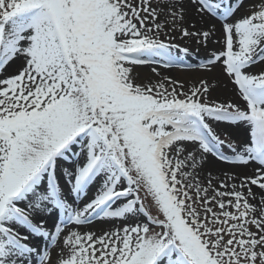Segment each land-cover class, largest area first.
<instances>
[{
    "label": "snow or ice",
    "instance_id": "snow-or-ice-1",
    "mask_svg": "<svg viewBox=\"0 0 264 264\" xmlns=\"http://www.w3.org/2000/svg\"><path fill=\"white\" fill-rule=\"evenodd\" d=\"M0 264H264V0H0Z\"/></svg>",
    "mask_w": 264,
    "mask_h": 264
},
{
    "label": "bare ground",
    "instance_id": "bare-ground-1",
    "mask_svg": "<svg viewBox=\"0 0 264 264\" xmlns=\"http://www.w3.org/2000/svg\"><path fill=\"white\" fill-rule=\"evenodd\" d=\"M188 19L190 20L191 23H196L197 19L196 17H194L192 14L189 15ZM198 27L200 26L199 24L197 25ZM219 27V25H218ZM221 39L219 32H217V34L213 37H210L207 45H203L200 46V50L201 52H205L208 50H215V48H217L219 46L218 43H216L217 40ZM182 46H185L184 43H181ZM187 47V46H186ZM210 51V52H211ZM198 52V51H197ZM209 52V51H208ZM152 67V65H149ZM145 66H136L135 71L137 73H139L141 78H149L150 77L154 80H160V77H163V74L165 73V71H171L173 69H176L178 72V76L177 79L181 80L182 82H190L193 81L195 82L196 80L200 79V78H205L208 79L210 81H212L214 84H216V87L214 88V90L212 91V94H214L215 96H217L218 98H222V99H226V98H234L233 97V85H231L230 83H228L227 79L225 76L221 75L220 69L218 67L212 69L211 71H206L204 72V69L201 68H184V67H171V68H165L162 65H159L157 67H159V69H162L163 71H161V73H158L157 76H153L150 72H147L146 70H144ZM15 70V65H13L12 68H10L8 71L9 72H13ZM150 76V77H148ZM200 76V78H199ZM210 160H214V158L210 157ZM253 165L249 164L247 167H232L229 164H226L224 162H216L214 165H209L206 167L205 172L210 171L212 173L213 176H220L222 172H229L230 174L233 173H243V172H247V173H251L252 169H253ZM260 190V189H259ZM103 220H96L93 222V224L90 225H86L83 226L80 230L81 231H87V230H91L93 229L95 226H99L103 223ZM46 243L45 241H41V243Z\"/></svg>",
    "mask_w": 264,
    "mask_h": 264
},
{
    "label": "rangeland",
    "instance_id": "rangeland-1",
    "mask_svg": "<svg viewBox=\"0 0 264 264\" xmlns=\"http://www.w3.org/2000/svg\"><path fill=\"white\" fill-rule=\"evenodd\" d=\"M175 43H178V44L184 43L185 46H187L189 48V53L187 55H184L182 53H177L178 55H181L182 58H184V59L187 60V64L198 65V64H200L202 62L203 59L208 58L209 54L214 51V50H212V51L211 50H208L209 52L208 51L201 52V50H200L199 47L202 46V44L196 43L195 39L181 40V39H179L178 34H177V39L175 40ZM219 48H220V45L217 48H215V50H218ZM199 57H200V60H199ZM143 66H145L144 67V70H146L147 72H150L153 76H157L156 73H152V71H151L152 67L151 66H149V65H143ZM156 68H157V73H161V71H163L162 69H159V67H156ZM184 68H187V67H184ZM192 68H197V67H191L189 69H192ZM206 71L207 70L204 69V72H206ZM177 76H178L177 70L176 69H173L171 71H165V73L163 74V77H160L161 79L160 80H157V81H162V80H164L165 77H171L173 79H177ZM148 77H150V76H148ZM199 78H200V76H199ZM226 79H227V77H226ZM150 80L153 83L157 82L156 80L152 81L153 79L151 77H150ZM195 82L190 81L189 83L187 82V84H188V86H191V84L192 83H195ZM211 97L214 98V99L221 100V101L224 100V99H222L220 97L218 98L217 96H215L214 94H212V92H211ZM206 174H207V172H204L203 175H206ZM217 177H219V176H217ZM252 190L254 192H256V193H260L259 188L256 187V186H253ZM146 204H147V201H146ZM153 214H155V213H153ZM93 221H92L91 224H93ZM119 223H120L119 221H113L111 223L104 221L101 225L95 226L90 231H97V232H99V230H101V229H108V228L112 227L113 224L118 225ZM45 242L46 243H43V242L41 243V248H43V246H45L48 243L47 241H45ZM57 251H58V249H57Z\"/></svg>",
    "mask_w": 264,
    "mask_h": 264
}]
</instances>
